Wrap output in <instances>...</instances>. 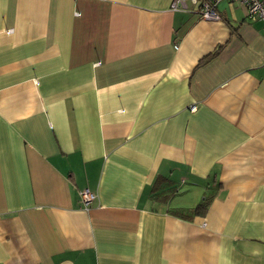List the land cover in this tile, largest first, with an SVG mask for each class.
I'll list each match as a JSON object with an SVG mask.
<instances>
[{
  "label": "crops",
  "instance_id": "1",
  "mask_svg": "<svg viewBox=\"0 0 264 264\" xmlns=\"http://www.w3.org/2000/svg\"><path fill=\"white\" fill-rule=\"evenodd\" d=\"M173 1L0 0V264H264V23Z\"/></svg>",
  "mask_w": 264,
  "mask_h": 264
},
{
  "label": "built area",
  "instance_id": "2",
  "mask_svg": "<svg viewBox=\"0 0 264 264\" xmlns=\"http://www.w3.org/2000/svg\"><path fill=\"white\" fill-rule=\"evenodd\" d=\"M198 4V12L204 19H218L220 14L217 10V4L220 0H192ZM241 3L247 10L249 18L261 20L264 23V0H230ZM186 6L185 0H174V8H182ZM264 25V24H262ZM264 29V26H262ZM190 109H195V105H191ZM79 198L82 205L87 208L90 206L95 194L87 187L79 190Z\"/></svg>",
  "mask_w": 264,
  "mask_h": 264
},
{
  "label": "trees",
  "instance_id": "3",
  "mask_svg": "<svg viewBox=\"0 0 264 264\" xmlns=\"http://www.w3.org/2000/svg\"><path fill=\"white\" fill-rule=\"evenodd\" d=\"M206 208H207L206 200L202 199L200 201V203H198L193 209H190V213L193 212V213H196V214H203V213H205Z\"/></svg>",
  "mask_w": 264,
  "mask_h": 264
}]
</instances>
